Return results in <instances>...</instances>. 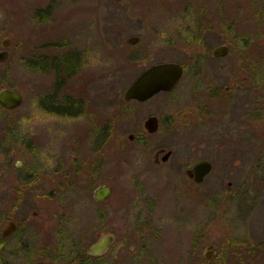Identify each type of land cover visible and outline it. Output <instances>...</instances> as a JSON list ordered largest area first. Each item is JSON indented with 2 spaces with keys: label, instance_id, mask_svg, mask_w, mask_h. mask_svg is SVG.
I'll return each instance as SVG.
<instances>
[{
  "label": "rangeland",
  "instance_id": "1",
  "mask_svg": "<svg viewBox=\"0 0 264 264\" xmlns=\"http://www.w3.org/2000/svg\"><path fill=\"white\" fill-rule=\"evenodd\" d=\"M38 5L39 0H7V7L0 9V29L7 27V35L16 43L7 61L0 64V73L7 71V86L23 95L13 112L18 114L16 123L22 135L35 134L47 146L58 143L62 155L67 156L71 148L77 164L90 145L94 148V139L106 135L104 179L113 188L103 204L93 200V187L83 184L60 193V204L70 207L61 221L66 232L60 237L58 263L196 264L200 256L195 261L192 254L199 255L206 242L213 240L222 248L227 226L221 217L206 226L205 243H191L194 236L180 218L185 216L187 203L180 187L183 179H167L154 172L152 142L128 140L129 133L143 128L152 105L121 99L124 88L147 65L183 57L182 30L195 31L199 0H59L55 15L47 17L37 14ZM259 5L257 10L264 8V2ZM131 36H138V42L128 43ZM58 40L61 45L54 49ZM69 50L77 63L67 74L55 65L61 59L58 56ZM24 56L29 60L39 57L38 66H27ZM65 101L79 103L80 110L61 111L75 108L63 104ZM117 155H121V166L115 162ZM228 181L233 187H249L253 195L251 189L258 187L264 195V176L258 172L247 177L211 178L203 186L221 190ZM244 213L241 199L232 198L228 219L235 232L244 225ZM109 232L115 240L107 252L87 259V249ZM248 234L252 242L261 239L256 230ZM218 255L220 259L221 252ZM249 258L231 257L226 264H264V254ZM2 259L0 264H5ZM14 261L23 264L22 259Z\"/></svg>",
  "mask_w": 264,
  "mask_h": 264
},
{
  "label": "flooded vegetation",
  "instance_id": "2",
  "mask_svg": "<svg viewBox=\"0 0 264 264\" xmlns=\"http://www.w3.org/2000/svg\"><path fill=\"white\" fill-rule=\"evenodd\" d=\"M58 1L39 0L37 14L55 15ZM262 2L199 0L195 31L182 30L183 57L146 66L164 61L178 63L181 75L176 84L145 100L124 101L121 95L124 103L152 105L143 128L129 133L133 137L128 134V140L140 144L152 142L154 172L167 179H183L180 187L187 203L183 209L185 216L180 218L181 225L194 236L191 243L203 242L209 232L206 226L219 221V217L227 226L222 248L213 240L206 242L199 255L192 254L195 261L200 256L196 264H226L231 257L242 261L264 254V195L260 188H252L253 195L249 187H233L231 181L221 190L203 186L211 178L247 177L253 172L264 176V8L257 10ZM6 7L7 0H0V9ZM132 37L135 41H130ZM138 40V36L127 39L130 44ZM60 45L58 40L53 48ZM14 46L7 27L0 29V64L7 61ZM73 56L76 58L70 50L58 56L61 59L57 60L56 69L70 74L68 68L77 63V58L73 63ZM23 60L27 66H38L36 61L40 59L29 60L24 56ZM6 77L4 70L0 73V90L9 88ZM67 102L72 101L63 104ZM17 108L0 103V259L3 257L5 264H17L14 259H22L23 264H59L60 237L66 232L61 221L67 218L65 211L70 207L60 204V193L83 184L93 187V198L97 186L108 184L109 197L93 200L103 204L112 196L113 188L104 179L106 135L94 139V148L90 145L80 161L82 167L71 155V148L65 156L58 143L47 146L35 134L22 135L16 123L18 114L13 113ZM61 111L75 113L70 109ZM148 117L153 119V131L145 127ZM120 160L121 155H117L115 162L119 166ZM200 162H208L209 169L197 180L194 168ZM236 196L245 209L244 225L238 232L231 229L232 222L228 219L230 200ZM253 230L261 233L260 240L251 241L248 233ZM107 234L113 237L109 247L101 254L89 253V247L87 259L107 252L115 240L113 233ZM220 252L222 257L218 259Z\"/></svg>",
  "mask_w": 264,
  "mask_h": 264
},
{
  "label": "water",
  "instance_id": "3",
  "mask_svg": "<svg viewBox=\"0 0 264 264\" xmlns=\"http://www.w3.org/2000/svg\"><path fill=\"white\" fill-rule=\"evenodd\" d=\"M132 37L130 41H135ZM8 56V51H7ZM181 75V67L178 63L172 61H164L154 63L141 71L136 78L130 82L122 92V99L124 101L130 99L145 100L152 96L159 90H169L178 81ZM23 101L22 94L14 89L0 90V103L7 108H14L19 106ZM152 117L145 120V127L148 131H153L154 126ZM133 137L132 134H129ZM208 162H200L195 168L194 172L198 175L197 180H201L202 176L208 171ZM111 188L108 184L97 186L93 191V198L96 201H102L109 197ZM113 237L111 234H106L94 242L88 249L91 254H101L111 244Z\"/></svg>",
  "mask_w": 264,
  "mask_h": 264
},
{
  "label": "trees",
  "instance_id": "4",
  "mask_svg": "<svg viewBox=\"0 0 264 264\" xmlns=\"http://www.w3.org/2000/svg\"><path fill=\"white\" fill-rule=\"evenodd\" d=\"M72 59H73V63H76V58H75L74 56L72 57ZM72 68H73V66L70 65V68H68V70L71 71ZM67 103H68V102H67ZM66 105H67V106H70V107H71V106H73V107L75 106V108H74L75 110L72 109V110H74L75 112H77L78 110H80V107H81L80 104L77 103V102H69V103L66 104Z\"/></svg>",
  "mask_w": 264,
  "mask_h": 264
}]
</instances>
